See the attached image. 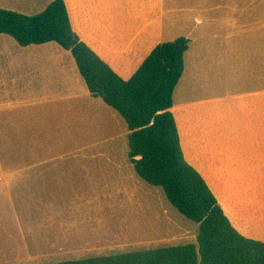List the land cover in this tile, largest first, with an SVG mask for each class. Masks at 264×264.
Instances as JSON below:
<instances>
[{
  "label": "crops",
  "instance_id": "crops-1",
  "mask_svg": "<svg viewBox=\"0 0 264 264\" xmlns=\"http://www.w3.org/2000/svg\"><path fill=\"white\" fill-rule=\"evenodd\" d=\"M54 1L0 0V9L36 16ZM64 2L73 31L125 81L159 45L190 41L171 109L185 160L211 191L220 180L222 208L229 198L239 202L234 180H257L241 203L245 220L264 233V0ZM7 41L0 44V264H57L165 240L168 210L155 220L165 230L144 221L165 194L137 176L127 125L91 96L72 53L56 43ZM135 219L148 237L128 233ZM189 231L186 239L198 236Z\"/></svg>",
  "mask_w": 264,
  "mask_h": 264
},
{
  "label": "trees",
  "instance_id": "trees-1",
  "mask_svg": "<svg viewBox=\"0 0 264 264\" xmlns=\"http://www.w3.org/2000/svg\"><path fill=\"white\" fill-rule=\"evenodd\" d=\"M0 35L25 48L56 43L70 51L91 96L126 123L137 176L161 189L175 210L199 226L197 244L57 264H264V242L244 237L232 225L206 181L185 160L171 109L185 71L187 38L159 45L125 81L73 31L64 0L36 16L0 9Z\"/></svg>",
  "mask_w": 264,
  "mask_h": 264
},
{
  "label": "rangeland",
  "instance_id": "rangeland-1",
  "mask_svg": "<svg viewBox=\"0 0 264 264\" xmlns=\"http://www.w3.org/2000/svg\"><path fill=\"white\" fill-rule=\"evenodd\" d=\"M8 40V41H7ZM9 42L12 44H16V46H20L14 39L8 37V36H4V35H0V44H4V42ZM64 50V49H63ZM41 52H44L43 50H41ZM67 52V51H66ZM6 58V57H4ZM46 58V57H43ZM69 58L73 59L72 54H70ZM120 118V117H119ZM120 121L122 122V126H126V123L120 118ZM123 127L120 126V132L123 133ZM235 182H237L239 189H236L237 192H239V194H237L236 198L239 199V202L236 201V199L234 197L229 198V202L228 204L224 205V212L227 215V217L230 220L233 225L240 230V232L245 235L246 237L252 239V240H256V241H263L264 242V233H262L260 231L259 233V228L257 226V223H253L251 221H249L247 218L245 220V217L243 216V210H242V198H245V192L246 191H250V188H253V190H255V184L257 180H241V179H237L234 180ZM212 184V192L215 195L216 198H219L220 195L218 193H220V180H214L211 182ZM249 184V185H248ZM148 186V185H146ZM148 188H150L148 186ZM159 190V189H157ZM159 192H161L163 194V191L159 190ZM163 201H162V205L160 206L159 202L156 203L155 205H151V208L147 209V212H145V219L144 221L151 223L153 226L157 225H162V229L164 226V222L163 223H157L155 220L156 219H161V220H165L163 218V216L166 217L165 210H168V215H167V223L168 224V230H165V232L163 233L161 239H165L162 240L160 242H156L153 244H144V243H140V244H136V246L134 247H128L124 250H116L115 252H113L110 255H119V254H123V253H134V252H139V251H146V250H152V249H159V248H164V247H172V246H181V245H188V244H197V237L194 239H186L185 236L191 235L193 234V232L189 231V230H195L196 233H199V226L195 223H192L190 221H188L185 217H183L177 210H175L165 199V196L163 195L162 197ZM167 205V209L163 208L164 205ZM260 213V211H259ZM253 214V213H252ZM255 214V213H254ZM131 214L127 215L126 218H131ZM160 216H162V218H160ZM138 219V218H137ZM135 221H138L135 219ZM139 223V224H138ZM137 223V230L134 229L130 230L128 229V233L132 234L134 236V238L136 237L137 239H144L145 237H148V227L147 225L144 226H140V222L138 221ZM171 226V227H170ZM129 228V226L127 227ZM189 229V230H187ZM159 230V229H158ZM153 233V231H152ZM262 234V235H261ZM138 235V236H136ZM166 237V238H165ZM192 237V236H191ZM187 240H189V242H187ZM139 245V246H138ZM70 261V260H67Z\"/></svg>",
  "mask_w": 264,
  "mask_h": 264
}]
</instances>
